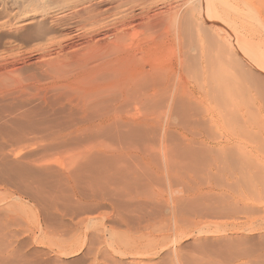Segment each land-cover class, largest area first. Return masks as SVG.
I'll return each instance as SVG.
<instances>
[{
	"label": "bare ground",
	"instance_id": "6f19581e",
	"mask_svg": "<svg viewBox=\"0 0 264 264\" xmlns=\"http://www.w3.org/2000/svg\"><path fill=\"white\" fill-rule=\"evenodd\" d=\"M10 1L8 23L41 43L27 53L38 55L26 63L27 78L45 83L35 95L48 110L10 108L0 132L17 133L16 144L25 130L43 132L50 151L69 149L54 167L44 162L51 154L23 161L20 150L0 152V204L10 199L0 225L23 227L43 247L37 256L195 264L179 239L191 236L192 223L177 216L193 208L189 174L199 163L206 172L219 168L221 176L206 173L219 186L264 199V169L250 149L264 154V0ZM156 1L162 7L153 13ZM244 5L257 13L253 23L242 24ZM16 62L0 58L4 107L19 97ZM166 191L181 195L162 208ZM15 200L32 210L18 204L14 215ZM104 208L136 236L106 225ZM12 231L0 237L1 263L37 264L20 255Z\"/></svg>",
	"mask_w": 264,
	"mask_h": 264
},
{
	"label": "rangeland",
	"instance_id": "374dc122",
	"mask_svg": "<svg viewBox=\"0 0 264 264\" xmlns=\"http://www.w3.org/2000/svg\"><path fill=\"white\" fill-rule=\"evenodd\" d=\"M10 3V0H0V58L7 59V61H9V59H12V57L15 58L17 60L16 63L19 64L18 66H20L22 70L20 72L21 80L19 84L12 85L14 91L19 92V97L15 99L12 107H4L0 102V127L2 126V121L6 119L10 108H29L35 110L37 116L47 115L46 111L48 110V108L44 105L41 106L40 101H37V96L35 95L36 91H38V88L42 87L45 83L41 80H38L37 78H27V76L31 74L30 72L32 69V67L28 66L27 64L33 63L38 57V55L35 53L31 55L27 53H29L33 46L41 43L39 41H35L34 39L27 38L29 30L28 32L26 30L15 32V30L12 28V23H8L11 20ZM153 6V13L160 11V8L162 7L160 6L159 2L157 3V1L155 4H153ZM242 9L243 12L242 14H240L242 17H240L242 24L245 25L248 23H253L254 20L252 16L257 14L256 11L252 9V7L245 5L241 6V10ZM262 19L264 21L263 16L260 17L259 22H261ZM26 29L31 28L27 27ZM58 35L56 34V36ZM22 62H25V64H27H22ZM185 79L187 87L188 85L189 87H191L194 84V80L192 79L191 73H187ZM251 94H253V91H251ZM262 123H264V119L262 120ZM9 130L10 129H7V131ZM16 134L17 133H13L10 131L6 133L0 132V152L1 150H20L16 160H19L20 158V160L23 161H26L27 159H36L44 153L51 154V156L46 158L44 162L53 167L55 164L60 165L66 162V151H68L69 149H63L64 151L62 152H56V150L50 151V147L46 145L51 141V137L48 134H44L43 132L32 134L28 133L25 130V132L21 135L24 140H20L21 143L18 144H16L15 140ZM261 135H263L261 137L263 140L264 134L262 133ZM25 141H27V143ZM250 146V149H253L251 153L253 155V159H255L254 162L256 164H258L259 162V166H257L259 168L263 166L264 169V163L262 164V162H260V160L264 162V154L260 153L254 147H252V144ZM254 154L259 155L256 156V158H259L260 160H257ZM201 166L202 164L199 163V167L193 169L192 172L189 174V184L192 188L190 196L193 201L192 203H194L193 208L192 210H188V213L184 211V216L182 215L181 211L179 212V216H177V219L181 217L179 219L181 221L180 225H185L186 221H191L192 223L191 236L187 237L188 235H183L179 238L181 240L180 244L183 247L182 250L185 252L186 256L188 255V258L192 257L190 259L193 260L195 264H264V199L260 200L257 197H251L247 193H245L246 191L241 189H234L233 187L231 189L230 185L227 186L228 188H226V184H221L222 186L225 185V187L219 186L220 183L218 184L216 177H214V179H209V177L207 178L206 176V173H208L207 175L209 176L215 174L216 170L217 176L220 175L219 168L213 165V170H208V172H206L202 170ZM223 177L224 179L226 178L225 181H227L228 183H231V181L233 180V178L230 177L227 173L223 175ZM180 195V192H175L169 195V192L166 191L165 196L159 204L162 205V202H165L166 200L169 203V196H171L172 198H179ZM8 200L10 199L8 198L6 201L3 202L6 203ZM21 201L15 200L12 202H17V206L15 204H11L12 207L10 206V204L8 205L11 207L12 210H15L13 214H16V216L21 214V209L17 207L21 206L22 208H25L27 212H30L32 210L30 203L26 202L27 200ZM3 202H1L0 206L5 209L4 207L7 205V203L4 204ZM163 205L166 206L164 203ZM163 205L162 208L164 207ZM1 207L0 209H2ZM107 209L109 208H104V210L100 211L101 217L103 218V221L106 225L117 227L116 230L119 236H136V234H132L134 232H127L126 235L125 229H122V227L120 228L119 224V227L117 226L116 218L110 213V210ZM103 213L107 215H104ZM1 215H4V213H2ZM167 216L165 214L163 216V219L166 218L165 220H167ZM2 217L0 216L1 222L3 219ZM114 220L116 221V225ZM4 226L0 225V237L3 236V234L6 235V232L11 233V231L13 230L16 234V240H14L16 243V248L21 253L20 255L25 254L24 256L26 260L30 262L39 261L37 264H61L59 263V261H57V263L50 256H42L41 254H39L40 257L39 255L37 256L38 251H40L39 249H42L43 247L41 248L40 245L38 247L36 243H31L33 241H31V237H27L29 235L26 234L25 229H23V227H21L22 229H20L16 226H5V229ZM1 227L4 229H2ZM241 248L245 251V255L236 253V250L239 251L241 250ZM111 254L115 258H121L124 261V264H126V262L128 261L126 257L122 258L121 256L118 257L117 254ZM48 258L52 260V263ZM62 260V264H74V262L75 264H89V261L84 259L82 257V254L76 253L72 256L64 257ZM75 260H79V263H77V261ZM0 264L6 263H1L0 261Z\"/></svg>",
	"mask_w": 264,
	"mask_h": 264
}]
</instances>
